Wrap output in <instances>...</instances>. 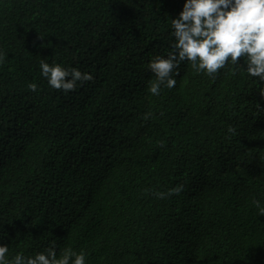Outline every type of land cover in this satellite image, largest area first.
<instances>
[{"label": "trees", "instance_id": "16d2710c", "mask_svg": "<svg viewBox=\"0 0 264 264\" xmlns=\"http://www.w3.org/2000/svg\"><path fill=\"white\" fill-rule=\"evenodd\" d=\"M183 2L0 0L9 257L55 243L58 257L71 248L86 264H264L253 204H264V85L232 65L210 77L185 61L173 89L148 91V63L170 51ZM42 60L93 79L53 89Z\"/></svg>", "mask_w": 264, "mask_h": 264}, {"label": "clouds", "instance_id": "9594fccd", "mask_svg": "<svg viewBox=\"0 0 264 264\" xmlns=\"http://www.w3.org/2000/svg\"><path fill=\"white\" fill-rule=\"evenodd\" d=\"M170 51L166 56L156 55L148 63V70L155 80L148 91L159 95L161 86L173 89L179 75L176 71L182 62H190L193 69L214 77L226 65L233 66V74L239 68L255 83L264 85V0H184L178 17L171 19ZM244 60L242 68L237 62ZM4 54L0 53V62ZM41 75L47 84L64 93L74 91L78 83L91 81V73L77 68L62 67L59 63L40 62ZM255 78V79H253ZM28 88L35 92L37 85ZM234 132L233 128L228 129ZM182 186L158 192L157 197L178 195ZM257 215H264V204L254 200ZM52 243L42 252L25 256L16 253L9 257V247L0 244V264H86L85 253L67 248L58 257Z\"/></svg>", "mask_w": 264, "mask_h": 264}]
</instances>
